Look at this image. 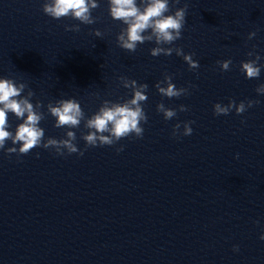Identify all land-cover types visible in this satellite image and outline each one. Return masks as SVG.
Segmentation results:
<instances>
[{
	"label": "clouds",
	"instance_id": "obj_1",
	"mask_svg": "<svg viewBox=\"0 0 264 264\" xmlns=\"http://www.w3.org/2000/svg\"><path fill=\"white\" fill-rule=\"evenodd\" d=\"M180 0H174L179 3ZM109 14L113 20L122 22L126 27L122 28L117 35V45L127 52L134 53L139 44L145 42L155 43V47L150 49V55L157 57L160 55L171 56L173 52L181 56L187 63L190 70L199 68V62L193 59L194 53L185 54L183 49L174 45L175 41L182 39V31L186 23L188 5L177 8L174 14L170 12L169 0H108ZM99 4L97 0H45L42 5V11L45 15L53 19L71 17L78 20L81 24L91 25L96 22L92 16V11L97 9ZM65 31L80 30L79 25H65ZM96 37L103 34L99 30L93 33ZM256 36V32H250L248 39ZM255 48V46H253ZM254 59L241 61L240 71L246 79H256L261 74L262 65L258 64L261 57L254 51L247 53ZM221 71H229L232 64L231 59L217 61ZM122 86L131 90V98L123 102H113L104 100L97 112L87 117L81 108L79 101L74 98L60 99L55 103L49 102L47 112L55 118L54 127L56 128H78L81 122L88 129L87 134L82 135L85 141V149L81 150L75 143L77 137L74 131H67L65 138L56 139L49 137L45 140V130L40 127V122L45 119V114L40 111L43 106L40 101L34 105L31 98L34 92L29 89L27 95H22L27 88L23 82H16L10 78H0V150H6L7 154L13 153L27 155L33 148L43 147L44 149H54L59 156L65 154L84 155L88 147L112 146L119 140L135 136L142 138L144 128L142 123H147L148 117L142 107L147 101L146 92L148 85L146 83L138 84L136 80H130L127 77L118 78ZM173 77L167 73L162 80L155 84V88L162 97L169 99L179 98L189 95V88H177L172 82ZM190 87H195L190 85ZM257 94L264 95V84H260L255 89ZM258 100L241 101L238 104L230 99L228 104L215 103L213 105V114L216 116H227L233 110L237 115H241L249 108L258 104ZM156 110L163 114L165 120H171L177 116V111L185 112L188 108L185 105H179L178 109L166 107L163 102L158 103ZM9 113L13 114L19 123L15 132L9 130ZM243 122V121H242ZM194 121H187L183 124V131L180 132L181 124L173 126L172 135L190 136L193 132L191 124ZM11 141L12 145L19 147H8L5 145ZM123 151V146L117 149V152ZM39 153H37V158ZM260 240L264 241V233L260 235ZM233 251L238 252L239 246L234 245Z\"/></svg>",
	"mask_w": 264,
	"mask_h": 264
}]
</instances>
